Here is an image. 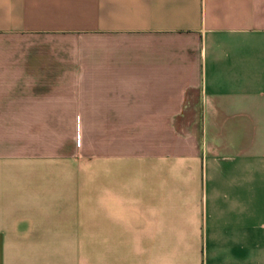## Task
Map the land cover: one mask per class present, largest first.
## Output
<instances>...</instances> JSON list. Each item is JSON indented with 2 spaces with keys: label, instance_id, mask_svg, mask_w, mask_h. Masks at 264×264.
Wrapping results in <instances>:
<instances>
[{
  "label": "crops",
  "instance_id": "crops-1",
  "mask_svg": "<svg viewBox=\"0 0 264 264\" xmlns=\"http://www.w3.org/2000/svg\"><path fill=\"white\" fill-rule=\"evenodd\" d=\"M58 225L264 264V0H0V264H60Z\"/></svg>",
  "mask_w": 264,
  "mask_h": 264
},
{
  "label": "rangeland",
  "instance_id": "rangeland-1",
  "mask_svg": "<svg viewBox=\"0 0 264 264\" xmlns=\"http://www.w3.org/2000/svg\"><path fill=\"white\" fill-rule=\"evenodd\" d=\"M47 226L50 227V225H45V227ZM57 233L60 241V251L64 256L67 250L69 251L79 245L77 242H81L80 238L85 233L86 238L88 236L91 240L92 259L90 264H99V225H88V227L87 225H58ZM63 255L60 264H70V261L65 256L66 260Z\"/></svg>",
  "mask_w": 264,
  "mask_h": 264
}]
</instances>
